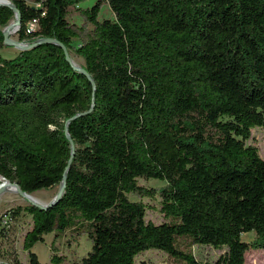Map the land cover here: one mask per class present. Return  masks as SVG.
<instances>
[{"label":"trees","instance_id":"1","mask_svg":"<svg viewBox=\"0 0 264 264\" xmlns=\"http://www.w3.org/2000/svg\"><path fill=\"white\" fill-rule=\"evenodd\" d=\"M9 1L16 40L34 45L0 54V178L28 194L65 180L53 205L0 215L2 228L31 217L15 264H42L30 249L51 233L90 247L49 264H134L150 249L202 264L196 244L227 249L206 264H247L264 249V158L249 143L264 127V0ZM14 19L0 5V49Z\"/></svg>","mask_w":264,"mask_h":264},{"label":"rangeland","instance_id":"2","mask_svg":"<svg viewBox=\"0 0 264 264\" xmlns=\"http://www.w3.org/2000/svg\"><path fill=\"white\" fill-rule=\"evenodd\" d=\"M95 0H85L82 2L80 7L85 8L86 6H91ZM100 16L112 17L113 14L107 6H104ZM70 20L79 24L81 23V18L76 14L75 11L72 12ZM12 22V21H11ZM11 38L17 39L15 32L11 31ZM18 49L14 46H8L0 49V54L3 57H11V52H17ZM72 63L75 66L83 63L82 58L71 54L70 55ZM249 143L257 146L259 153L262 158H264V127H255L252 130V138ZM0 184L4 182L0 178ZM139 183L146 187H158L162 185V182L157 180L145 181L139 179ZM9 185V184H8ZM11 185L7 186V190H3L0 194V215H3L10 208L16 207L18 205H26L27 200L18 192L10 191ZM58 186L52 189H40L34 191L29 196L38 202L39 204H45L53 199V197L58 192ZM144 203L146 204V219L155 224L167 221L168 218L163 215L160 211V198L154 196L153 198H144ZM31 224V217L26 213H21L18 216H13L9 224H6L3 228L0 227V263L3 264H15V261H20L26 263L28 259V251L24 250L22 247L23 235ZM55 233L47 234L43 242H37L30 249V251L36 253L37 258L42 264H49L50 258L53 254L64 255L69 261L73 259L80 258L90 247L89 240L83 236L79 241L72 246H66L65 240L67 236H55ZM252 235H245L246 238H250ZM178 241L183 243L186 242V238H178ZM185 247V245H184ZM192 253H194L195 258L202 264L215 263L219 257L226 252V248L216 249L209 245H199L196 244L192 246ZM247 264H264V249H251L246 253ZM134 264H186L184 261L179 260L173 256H170L164 251L157 249L146 250L138 254L135 258Z\"/></svg>","mask_w":264,"mask_h":264},{"label":"water","instance_id":"3","mask_svg":"<svg viewBox=\"0 0 264 264\" xmlns=\"http://www.w3.org/2000/svg\"><path fill=\"white\" fill-rule=\"evenodd\" d=\"M0 5H4V6H8L10 7L13 11H14V14H15V19L10 23L8 24L6 27H4L3 29V43L4 45H7V46H14L16 48H18L19 50H26V49H29L31 47H33L34 44H29V45H25V44H22L20 42H18L17 40L11 38L9 35L11 33V31L15 32L17 30V27L20 23V16H19V12L18 10L15 8V6L9 1V0H0ZM44 41L46 42H53V43H56V44H59L55 39H45ZM60 47H62V49L64 50V53H65V56H66V59L72 63V60H71V57H70V54L69 52L67 51V49L62 45V44H59ZM75 68H78V66H75ZM81 72H84L83 70H81ZM86 76L89 78L90 82L92 83V86H94V83H93V80L89 77V75L86 73ZM71 143V151L73 153V150H74V145L72 143V141H70ZM71 157H72V154H71ZM71 159V158H70ZM4 183H8L9 185H12L15 187L16 189V192L20 193L26 200L27 202L29 203H32L34 205H37L41 208H47L51 205H53L57 200L58 198L61 196V194L63 193V190H64V185H65V180H62V182L58 185V192L57 194L53 197L52 200H50L49 202L45 203V204H39L38 202L34 201L31 196H29L30 194L28 193H25L21 190V188L19 187L18 184L16 183H11V182H8V181H4L3 183L0 184V194L3 192L4 190V186L3 184Z\"/></svg>","mask_w":264,"mask_h":264},{"label":"bare ground","instance_id":"4","mask_svg":"<svg viewBox=\"0 0 264 264\" xmlns=\"http://www.w3.org/2000/svg\"><path fill=\"white\" fill-rule=\"evenodd\" d=\"M1 179H3V178H1ZM3 186H4V190L6 191L7 190V186H9V185H8V183H4ZM15 190H16L15 187L11 185L10 191H15Z\"/></svg>","mask_w":264,"mask_h":264},{"label":"crops","instance_id":"5","mask_svg":"<svg viewBox=\"0 0 264 264\" xmlns=\"http://www.w3.org/2000/svg\"><path fill=\"white\" fill-rule=\"evenodd\" d=\"M12 53V56L15 54V52H11Z\"/></svg>","mask_w":264,"mask_h":264}]
</instances>
